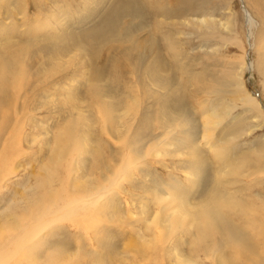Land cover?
<instances>
[{
    "label": "rangeland",
    "instance_id": "374dc122",
    "mask_svg": "<svg viewBox=\"0 0 264 264\" xmlns=\"http://www.w3.org/2000/svg\"><path fill=\"white\" fill-rule=\"evenodd\" d=\"M256 1L197 0L198 16L195 17L206 14L208 23L205 26H189L182 21L174 26L170 37L179 45L175 46V54L181 53L182 57L167 52L165 45L162 52L169 68L167 73L174 78L173 84L180 88L179 94L185 97L188 111L200 117V125L203 124L202 111L207 105L218 110L231 109L225 123L210 134L221 149L218 159L215 160L217 154L206 147L207 134H202L197 143L211 166L208 174L212 181L208 176L207 188L218 185L217 174L229 172L232 168L240 173L239 176L226 173V179L218 177L221 184L218 186L219 191L220 187L224 188L220 193H230L235 202L241 204L238 209L243 206V213L231 210H225V213L232 223L245 228L252 242L255 233L234 214L252 218L255 225L257 220V225L264 223V22L257 16L259 10L264 17V6H257ZM111 4L112 0H0L1 254L4 250L7 252L8 232L20 231L23 214L31 219L40 204L50 200V195L51 199L63 200L61 203L68 202L76 195L75 183L81 185L78 187L81 193L83 188L94 187L96 191L108 187V180L123 167L126 152L134 149L135 153L128 156L132 163L138 164L141 155L149 157L145 166L132 165L134 170L129 181L124 177L118 179L119 188L117 190L114 186L110 195L112 207L101 204L102 209H97L99 206L94 208L100 214L92 215L91 212V229H87L90 226L81 228L65 222L60 223L62 227L46 232V238L42 239L44 242L32 246L34 255L29 264H176L175 250L186 252L184 258L197 261L190 245L180 239L189 236L183 230L174 237L167 234L168 240L161 244L159 241L163 237L158 230H153L151 236L146 232L145 225L137 222L143 217L138 210L140 208L148 209V214L152 209L153 214L161 206L170 211L172 203L178 205L179 200L187 196L192 204L194 199H202L204 194H194V186L191 187L186 178V173L192 171L186 156H176L181 152L178 140L159 144L160 156L152 151L153 143L157 144L156 140L162 135L157 130L156 137L142 138L147 136L149 128L146 127L148 121L143 118V109L148 104L139 93L138 101L133 106L129 104L132 106L129 127L122 129L120 126L114 141L103 133V114H99L95 97L90 96V88L99 84L96 66H100L98 70H104L105 83L112 80L116 73L127 86L135 82L124 56L104 52L93 57L77 38L99 23ZM158 4L154 0V6ZM166 28H161L160 32L153 28V31L163 34ZM155 38L159 40L158 35ZM85 43L88 49L97 51L86 40ZM163 43L166 44L165 41ZM115 60L121 61L117 69ZM6 69L10 70L9 74ZM224 83L227 84L226 91L222 96L217 95L212 89H219ZM198 85L203 91L196 88ZM239 87L256 99L262 109L238 102L235 91ZM149 88L155 91V88ZM118 89L128 93V90ZM83 107L90 110L92 116L78 113ZM152 108L150 119L162 110L154 111V106ZM84 115L88 119H80L79 123L78 118ZM86 120L91 121L88 123ZM160 120L153 122V126L159 127ZM83 143L87 146H82ZM111 155L119 156L120 160L116 162ZM224 156L229 159L226 163L222 159ZM99 160H104L110 170L104 169ZM192 180L195 178L192 177ZM155 182L158 183L157 190L153 188ZM172 187L180 197L176 194L169 196L167 193L171 191H164ZM185 190L191 191L187 193ZM160 198L167 200L161 205L158 202ZM124 212L134 213L133 218H127ZM153 233L156 235L153 236ZM211 236L205 246L212 248L213 243L219 244L220 236L217 235L216 240L214 235ZM188 240L192 242L191 237ZM228 249L231 254L226 252V256L231 260L234 252ZM236 249L234 246L233 250ZM253 253L261 254L258 264H264V246L257 247ZM200 254L199 264H220L215 256L212 255L217 261ZM232 261L235 264H250L240 259ZM21 264L28 262L23 259Z\"/></svg>",
    "mask_w": 264,
    "mask_h": 264
},
{
    "label": "bare ground",
    "instance_id": "6f19581e",
    "mask_svg": "<svg viewBox=\"0 0 264 264\" xmlns=\"http://www.w3.org/2000/svg\"><path fill=\"white\" fill-rule=\"evenodd\" d=\"M157 1L159 4L157 7H155L154 0H112V4L106 8V12L101 21L93 28L88 30L85 35L77 36L78 40L82 43L81 45H83V48L89 50L93 57H96L97 54L104 52L105 54H119V56H124L123 59H125L130 64L131 70L129 73L132 72L134 76L132 77L135 79V82L132 81L130 85L128 84L127 86L126 83H122L120 80L121 77L119 78L118 73H116L112 80L108 82L106 81L105 83L104 70H98L100 66H96L95 74L96 78L99 80V84L93 88H90V96L95 97L98 103L96 101L93 102L98 104L99 114H103V133L114 139V141L117 140L116 136L120 131L119 127L121 126L122 129H127L129 127L130 121L128 120L132 112V106L138 101L140 98L139 93H141L145 102L148 104L147 107L143 109L145 110L143 118L145 121H148L146 127H149L147 136H142V138H154L157 136L155 132L157 130L161 131L162 137L156 140L158 142L157 144L153 143L154 148L152 149V151H154L157 156H160L159 154L161 152L159 144H168L178 140L177 145H180L181 152L179 151L176 156H186L187 162L190 164L189 170L192 171L186 173V178L188 179V182H190L191 187L194 186L192 191L194 194H204L202 199L198 201H196L197 199H194V204L189 201L188 196L182 200H179L180 203L178 205L172 203L170 211L164 210L162 206L158 208L155 205L157 210L152 214V209H150L148 214V209L145 210L146 208H140L138 210H140L139 212H141L143 217L137 222H141V224L145 225L146 232L151 236L153 230H158L160 235L163 237V240L159 241L161 244H165V241L168 240V238H166L167 234L169 237H172L173 235H176V233L180 234V232L183 230V232L189 235L188 237L184 236V238H181L180 236L179 237L185 243L190 245L193 253L196 254V260L198 263L197 261H190L191 258H188L189 260L184 258L186 252L181 253L179 250H175V255L177 256L176 264H199V259L201 258L200 253H203L202 255L207 259L211 258L212 255L215 256L214 258H216L220 264H235L232 259H235V261L240 259L243 263L247 261L250 264H258V261L262 259V255L251 253L254 252L257 247L264 246V223L257 225V221L259 220L256 219L257 221L255 225L252 218L237 215L239 213H243V206L238 209L237 207H239L241 204L235 202L234 196L230 193H220V191H224V188L220 187L219 191L218 186L221 185L219 184L220 182H218V177H223V179H226V173H228V175L232 174L237 176H239L240 173L232 168V170L229 172L227 171L226 173L224 172L222 174H217L218 185L211 184L212 187H208V189L207 181L208 176L210 175L208 174L210 173V165L206 158H204V153L197 143L202 134H207L206 147L212 150V152H215L217 156L214 159H218L221 149L218 145V141H216L215 138H211L210 134H213L214 131H216L225 123L226 119L231 115V109L224 108L223 110H218L214 106L207 105L208 107L206 106L202 111L201 117L203 124L200 125V117L197 118V116L192 115L188 111L187 107L185 106V97L183 98L179 94L180 88L173 84L174 78L170 73H167L169 68L165 63L164 56L162 54L165 49L170 54L176 55V57H182L180 52H178L180 54H175L177 51L176 47H179V45L176 44V42L170 37L172 34L171 28L180 25L182 21L189 26H205L208 23L207 15L204 14L198 18L195 17L198 16L197 10L199 2H197V0H170V2H165L164 0ZM256 2L258 3L257 6H264V0H257ZM246 14L249 20L252 21V17L247 12ZM257 16L262 22H264V17L262 13L259 12V10ZM180 19L181 21L179 22ZM63 21L64 19L61 22ZM166 26L167 28L165 30L167 32L164 30L166 34H164V31H162L164 32L163 34H158L157 32L153 31V28H155L160 32V29ZM5 27L6 24L3 28ZM155 35H158L159 40L155 38ZM85 40L96 47L97 51L88 49ZM163 40L166 42V44L163 43ZM183 51L184 50H182V53ZM120 62L121 61L115 60L114 66L116 69ZM183 70L184 68L182 69V72ZM9 71L7 70V73ZM11 72L10 74H13ZM262 72L264 73V70ZM231 74H233V72H231ZM8 76L10 77V75ZM6 78L7 77H5V79ZM175 79L177 80V78ZM196 79H198V77ZM199 85L196 88H198V90L200 89V91H203V89L201 90V88H199ZM149 86L155 88V91L150 89ZM118 87L128 90V93H124L123 91L119 90ZM226 88L227 84L224 83L219 89L212 90H214L217 95L222 96L226 91ZM235 92V99H237L238 102H241L242 105L251 106L254 109L261 108L260 103H257L256 99L248 96L244 92L243 87H239ZM195 93L194 95L197 96ZM196 99L198 98L196 97ZM125 103L127 107L124 106ZM140 103L138 104L140 105ZM200 103L201 102H199V104ZM153 106L154 111H157L159 108L162 110L157 116H155V118L150 119V112H153L151 111ZM89 111L85 110L83 107L78 111V113L84 112L85 115L89 117L92 116V114H89L91 113ZM85 115L84 117H79L77 121L79 122L80 119L84 120L87 118ZM159 118H161L159 127L153 126L155 124L153 122L158 121ZM86 121L89 123L91 120ZM238 128L241 129V127ZM122 142L123 141L120 140V143L123 145L124 143ZM82 146L86 147L87 144L83 143ZM133 153H135L134 149L126 152V157L125 159L123 158V167L118 169L116 176L114 172L113 177L108 180V187H102L96 191L94 187L87 190L83 188V193H81V191L78 190V187L81 185L75 183L74 186L76 187H74V189H77L75 193L76 195L70 197L71 199L69 198L68 202L61 203L63 200L60 202L56 199H51L50 195V200L45 201L43 204L41 203L40 208L31 219L29 215L26 216L23 214L21 217L23 225L20 231L17 232L10 230L8 232L9 234L6 235L7 237L5 236L7 238V242L5 243L6 246H4L7 248V252L6 250H2L3 253H0V264H11L14 262L21 264L23 259L26 260L28 264L31 263L34 255L32 246L41 244V241L46 238L44 237L46 232L62 227L60 223L71 222L72 224L81 228L89 227V219H91V216L93 214L97 216L100 214L98 213L97 209H102L101 204L112 207V205H110V195L114 190V186L118 190V179L124 177L129 181L131 172L134 170L132 168L133 164L135 166L138 164H143L142 166H145L146 160L149 156L146 154L141 155L139 163L136 164L132 163L130 158L128 159V156ZM111 156L116 162L120 160L119 156ZM222 159L225 163L229 161L227 156H224ZM99 163L104 169L110 170V167L106 165L104 160H99ZM192 177H194L195 180H192ZM209 178V180H211L210 176ZM222 182L224 183L225 181ZM175 183H177V180ZM42 185L44 186V184ZM153 188L155 190L158 189L157 182H155ZM37 189H39L38 186ZM204 190L206 191L204 192ZM164 191H171L167 193L169 196L176 194L173 190V187L172 189H167ZM190 191L186 192L189 193ZM176 196L180 197V194H176ZM166 200L167 198H160L158 199V202L162 205ZM96 206L99 207L94 209ZM37 207H39V205L36 206V208ZM225 210H231L234 213H237L234 214V216H238L239 220H242L247 228H250L255 233L256 236L254 237L253 242L249 237L250 235L246 233L244 227L232 223V221L226 215ZM117 211L121 212L120 210ZM91 212H93L92 215ZM133 214L125 213L127 218L130 219L133 218ZM262 218L264 219V215ZM87 229H91V226ZM153 234V236L156 235L155 233ZM211 234L214 235V240H216L217 235L220 236L218 239L219 244L213 243L214 247L212 248L205 246L206 241L210 240ZM189 237H191L192 242L188 240ZM1 239L2 237L0 240ZM127 246L129 247V245ZM234 246L237 247L236 250H233ZM228 248H231L232 252H234V254L231 256L232 258L230 257L231 260L226 256ZM202 249L205 250L202 251ZM216 259H214V261H217Z\"/></svg>",
    "mask_w": 264,
    "mask_h": 264
}]
</instances>
